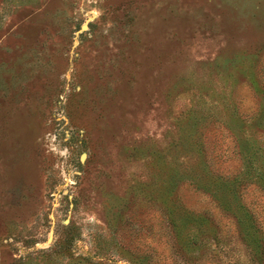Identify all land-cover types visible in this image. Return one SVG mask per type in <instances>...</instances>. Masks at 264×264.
<instances>
[{
  "label": "rangeland",
  "instance_id": "rangeland-1",
  "mask_svg": "<svg viewBox=\"0 0 264 264\" xmlns=\"http://www.w3.org/2000/svg\"><path fill=\"white\" fill-rule=\"evenodd\" d=\"M0 264H264V0H0Z\"/></svg>",
  "mask_w": 264,
  "mask_h": 264
}]
</instances>
